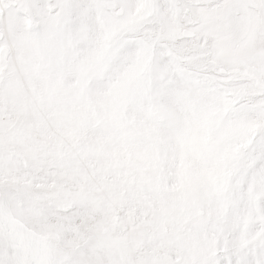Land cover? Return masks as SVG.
<instances>
[{
    "label": "snow or ice",
    "instance_id": "6c2138e0",
    "mask_svg": "<svg viewBox=\"0 0 264 264\" xmlns=\"http://www.w3.org/2000/svg\"><path fill=\"white\" fill-rule=\"evenodd\" d=\"M0 264H264V0H0Z\"/></svg>",
    "mask_w": 264,
    "mask_h": 264
}]
</instances>
